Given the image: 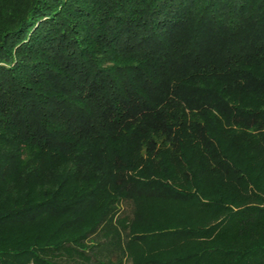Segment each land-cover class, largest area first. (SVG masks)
I'll return each instance as SVG.
<instances>
[{"label":"trees","instance_id":"16d2710c","mask_svg":"<svg viewBox=\"0 0 264 264\" xmlns=\"http://www.w3.org/2000/svg\"><path fill=\"white\" fill-rule=\"evenodd\" d=\"M29 263L264 264V0H0V264Z\"/></svg>","mask_w":264,"mask_h":264},{"label":"rangeland","instance_id":"374dc122","mask_svg":"<svg viewBox=\"0 0 264 264\" xmlns=\"http://www.w3.org/2000/svg\"><path fill=\"white\" fill-rule=\"evenodd\" d=\"M123 206H124V208H123L124 211L130 212V209H131L130 204L129 205L123 204ZM29 264H31V263H29Z\"/></svg>","mask_w":264,"mask_h":264}]
</instances>
